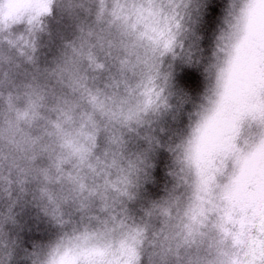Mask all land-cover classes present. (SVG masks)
I'll list each match as a JSON object with an SVG mask.
<instances>
[{"label":"clouds","instance_id":"obj_1","mask_svg":"<svg viewBox=\"0 0 264 264\" xmlns=\"http://www.w3.org/2000/svg\"><path fill=\"white\" fill-rule=\"evenodd\" d=\"M0 264H264V0H0Z\"/></svg>","mask_w":264,"mask_h":264}]
</instances>
